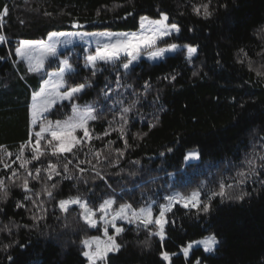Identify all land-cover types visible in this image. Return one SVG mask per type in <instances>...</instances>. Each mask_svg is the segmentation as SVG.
Listing matches in <instances>:
<instances>
[{
	"label": "trees",
	"instance_id": "16d2710c",
	"mask_svg": "<svg viewBox=\"0 0 264 264\" xmlns=\"http://www.w3.org/2000/svg\"><path fill=\"white\" fill-rule=\"evenodd\" d=\"M204 2L207 0H0V9L5 6L9 9L7 16L0 17V35L5 37L0 42V57L5 58L0 59V146H3L0 156L19 172L14 184L5 180L9 184V197L0 201V209L6 213L0 214V228L8 225L11 229V234L0 232V264H10L8 256L14 257L16 264H27L33 259H42L43 264H87L81 241L98 234L99 228L82 220L78 205L71 206L66 213L54 207L60 199L79 195L96 209L115 190L114 200L137 207L160 200L168 187H180L187 194L203 183L201 199L207 201V193L219 190L220 178L234 177L246 158L261 163L264 76H257V69L264 71V55H258L264 53V0H212L217 11L209 19L192 12L193 4ZM161 11L167 12L169 22L181 26V32L167 36L163 44L198 46L192 63L186 61L183 47L155 62L140 58L123 80L124 86L118 90L121 95L105 101L99 93L106 81L116 87L115 66L99 63L102 72L94 77L84 67L85 57L92 49L80 41L65 48L61 55L70 56L76 72L66 77L68 83L63 89L85 83L86 78L93 86L74 101L55 104L49 117L68 116L73 103L84 106L96 102L100 118L89 121L88 127L93 135L103 138L91 142L92 153L85 155L89 147L85 144L82 151L75 152V158L65 153L67 159L47 155L31 161L32 151L26 150L23 158L31 161L27 167L33 174L36 168H47L51 160L58 166L60 176L48 180L47 173L42 172L39 181H30L32 192L25 193L21 185L26 173L16 156L21 143L29 139L32 93L39 90L50 71L58 70L59 58L48 57L40 72H29L25 62L14 55L18 42L44 40L52 31L134 32L139 29L140 16L157 19ZM127 13L132 15L125 19ZM73 21H78L81 27H74ZM193 72L197 75L193 76ZM171 75L176 76L174 81L162 79ZM145 81L151 84L148 93H144ZM133 91L142 95L133 96ZM114 101H123V107L135 101L125 125L130 147L118 165L114 163L118 159L115 150L123 149L124 142L119 139L121 105H114ZM113 107L115 113L110 111ZM113 115L116 119L109 125ZM149 123L155 126L149 128ZM31 127L35 131L36 126ZM106 130L109 135L105 137ZM82 134L77 131V135ZM109 141L114 143L108 146ZM41 147L45 145L42 143ZM168 148L174 151L168 153ZM193 150L199 151L201 157L189 165L183 161V155ZM97 151L101 152L99 162L94 157ZM77 158L91 161L80 165L86 170L83 173L76 167ZM68 160L73 163L65 173L63 165ZM134 161L141 163L136 165ZM97 172L106 178V183L97 177ZM258 172L264 173V168H258ZM4 174L11 173L0 164V175ZM65 175L73 178L62 179ZM259 179L264 180V175ZM256 180V176L249 177L237 189L251 192V197L243 201H221L216 197L208 213L176 205L167 213L163 239L149 235L157 232L155 226L123 224L125 231L115 237L122 245L121 250L109 253V264H193L197 258L200 264H264V191H260ZM227 182L233 183L231 179ZM52 184H57V188L54 200L49 201L42 189ZM36 192L41 194L48 216L34 223L30 219L34 212L31 201L26 202L27 210L17 209L16 202ZM208 234L219 241L214 251L208 253L195 247L185 258L182 248ZM12 241L31 246L27 251L15 246L4 251L3 245ZM145 241L148 247L144 246ZM163 251L175 254L170 262L162 260Z\"/></svg>",
	"mask_w": 264,
	"mask_h": 264
},
{
	"label": "snow or ice",
	"instance_id": "6c2138e0",
	"mask_svg": "<svg viewBox=\"0 0 264 264\" xmlns=\"http://www.w3.org/2000/svg\"><path fill=\"white\" fill-rule=\"evenodd\" d=\"M219 7H227V5H219ZM101 9L97 10V15L100 14ZM217 9H214L212 6V0H207V2L193 4L192 12L196 16L202 17L204 19H209L216 14ZM9 9L5 6L3 9H0V17L7 16ZM45 15H51V13H45ZM127 15H132V13H127ZM140 32H130V33H111V32H100V33H71V32H61V33H49L48 41H30V40H21L19 41V46L14 50L15 57L20 58L21 60H26L28 62V71L29 72H40L44 68V61L46 58H57L58 51L57 45L61 42L70 43L71 38L75 35L78 36L81 40H85L86 37H107V41L101 46V41L97 40V47L95 54H89L85 57L84 67L89 69L92 73V76H97L98 73L102 72V69L98 67V64L102 62L103 65H114L115 66V76H116V87L113 88L111 83L108 81L105 82L104 88L101 89L99 95H101L105 101L111 100L113 95H121L119 93V88L124 86L122 84L125 77L129 76L135 66V62L139 59V54L144 49H152L153 46L157 44V41L163 40L164 37L170 36L173 33L179 34L181 32V26L178 22H169V15L166 11L160 12L159 19H150L147 16H140ZM74 27H81L78 21H73ZM194 29H189L193 31ZM65 37L64 41H61L59 38ZM5 37L0 35V42H3ZM186 49V61L192 63L194 57L198 54V46L193 45H177L171 44L164 48H156L155 50L148 52V58L151 60L163 59L165 55L169 52H176L179 48ZM87 53L89 49H84ZM123 54V55H122ZM12 53H9L11 56ZM258 55H264V53H258ZM0 59H5L0 57ZM126 60L127 62L121 63V61ZM219 64V61L217 62ZM249 68L251 69V62L249 63ZM103 70H107L104 68ZM122 70V71H121ZM76 72V69L70 64V56H65L59 59L58 71L54 73H49V79L44 81V84L40 91H34L32 93V105L30 107V125L38 126L39 130L34 131L30 126L29 129V139L21 143L19 148V153L16 156V160L21 161L20 168L25 170V175L23 177V183L21 187L25 193H31L32 188L30 187V181H39L41 179V173H47V179L51 180L53 176H60L58 171V166L51 163V160L48 163L47 168H36L35 174L28 169L27 165L31 161H39L42 156L51 155L58 159L63 158L67 159L64 156L65 153L73 154L75 158L76 151H82L84 145L88 144V153H85L87 156L89 153H92L91 142L95 139H102L101 136L93 135L92 130L88 127L89 121H95L99 119V114L97 110L96 102L91 104H85L84 106L72 104V115L65 121H56L55 123L49 121L45 123L42 119L45 112H47L57 100H69L74 101L79 96L83 95L85 90L93 85L87 82L76 84L71 87H67L65 90L61 91L62 88H65L68 81L66 77L73 75ZM197 75L196 72H193V76ZM257 76H264V71L257 69ZM23 79V77H21ZM162 79H167L174 81L176 79L175 75L163 77ZM126 87L131 88V85H126ZM144 93L151 91V84L148 81H145L143 86ZM133 96H141V93L135 91L132 92ZM158 99V97H157ZM235 100V98H233ZM123 101H114L115 104H120L119 116L122 121L121 128L119 129L121 135L119 139L123 140L124 148L116 149L118 159L114 162L116 165L119 164V160L126 156L127 150L130 145L127 139V129L125 125L128 124L127 114L131 111L132 107L135 105L133 101L132 105L128 107H123ZM243 108L244 105L242 104ZM102 111V109H100ZM111 112H116L115 107L110 109ZM155 118V117H154ZM116 116L113 115V120L109 121V125L115 121ZM143 119V117H142ZM149 128L154 127V124L149 123ZM77 130H80L83 134L77 135ZM115 130V129H113ZM50 136V139L47 136ZM109 131L106 130L103 136H108ZM42 143L45 145L44 148L41 147ZM114 142L109 141L108 146H111ZM3 147V146H0ZM264 148V144L261 145ZM31 149L32 157L31 161L24 159V153L26 150ZM168 153L174 151L173 148L167 149ZM12 153H6V156H11ZM165 153H160V156L163 157ZM255 156V154H254ZM94 157L99 162L101 157V152L97 151L94 153ZM201 154L199 151L193 150L184 153L183 161L189 165L193 161H199ZM105 159H107L105 157ZM259 160L261 163L258 165L255 158L248 159L246 158L243 164L240 167V170L236 172L234 177L226 178L221 177L219 180L218 191H210L207 193V201L201 199V193L205 187L201 183L196 189L192 190L188 195H184L180 192H172L170 195L163 197L165 200L164 204L159 205L158 215L154 216L153 208L156 206L154 202H149L146 206L139 209H133L132 205L129 203L121 204L119 209L116 210L112 215L111 219H108L109 209L112 208V205L115 203V200L112 198L116 195L115 190H112L109 198L104 199L95 210L89 207V204L81 196H69L65 199H60L55 201L54 207H58L61 212H68L71 206L78 205L81 209V218L84 222L90 226L95 227L97 220L94 218L96 213H101L100 220L106 225L104 229V235L106 237L105 241H100L99 237H91L81 241L84 251L82 256L87 258L88 264H109L108 256L109 253H118L121 250L122 245L116 242L115 237L119 236L125 231L123 227L117 225V220L128 219L129 223L136 221L142 224L144 227L155 224L159 229L157 232H150L149 235L160 236L162 239L164 237V227L168 223L167 213L172 212L173 208L176 205H181L186 209H196L197 211H202L208 213L211 209V203L216 198L219 197L221 201L227 199L232 201H243L245 198L251 197L252 193L247 191H237L240 186L245 185L248 182L249 177L256 176V183L259 184L260 191H264V180L259 179L260 175L264 173L258 172V168H264V154H259ZM15 163V161H13ZM73 161L68 160L67 163L63 165L64 172L67 173L69 165ZM84 163L91 164L89 160H78L76 167L83 173L86 170L81 168L80 165ZM136 165H140V161L133 162ZM0 164L3 165V168L8 170L11 174L0 175V201H7L9 197V184L5 183L7 180L9 183L14 184L15 180L19 178V172L12 164L5 162V157L0 156ZM94 167V166H93ZM180 171V169H178ZM97 177L105 183L106 178L101 176L99 172L96 173ZM172 176V173L168 174ZM73 177L65 175L62 179H72ZM78 179V178H77ZM155 179V178H153ZM228 179H231L233 183H228ZM110 188L111 186L108 185ZM57 188V184H52L51 187H45L42 189L44 194L47 195L49 201L54 200V190ZM41 194L39 192L33 193L32 195H24L23 200H18L16 202V208H24L27 210L26 202L31 201L34 212L30 216V219L35 223L37 221H43L47 218L48 212L45 207L44 202L40 199ZM131 212V216H128V212ZM36 213H39L38 215ZM0 214H5L3 209H0ZM59 219V217H57ZM108 225L114 229V235L108 234ZM23 227H29L28 225H23ZM0 232H7L11 234V229L8 225H5L3 228H0ZM41 235H45L41 233ZM198 245H203L204 251L211 253L214 251V246L219 244V241L215 235H210L205 237L203 240L197 242ZM95 245V247H93ZM19 247L24 251L31 246L29 244H20L18 241H12L9 244L3 245V250L7 251L12 247ZM144 246L148 247L147 241L144 242ZM192 249V244L189 243L187 246L182 248V252L185 258L189 257L190 251ZM30 255H32L30 253ZM162 260L171 261V256L175 254H169L167 251L160 253ZM10 264H16V260L12 256H8ZM27 264H43L42 259H33L27 261ZM196 264H200V259L197 258Z\"/></svg>",
	"mask_w": 264,
	"mask_h": 264
},
{
	"label": "rangeland",
	"instance_id": "374dc122",
	"mask_svg": "<svg viewBox=\"0 0 264 264\" xmlns=\"http://www.w3.org/2000/svg\"><path fill=\"white\" fill-rule=\"evenodd\" d=\"M150 19H153V18H150ZM157 19H159V18H157ZM153 20H155V19H153ZM140 30H141V26H140V19H139V29H138L137 31H134V32H140ZM105 31H107V32H111V33H130V32H131V31H108V30H104V31H91V32H89V31H84V30H70V31H52V32H49V33H61V32H64V33H67V32H71V33H78V32H80V33H100V32H105ZM49 33H48L47 37H46L44 40H30V41H44L45 43H47ZM165 38H166V37H164L163 40H164ZM59 39H60L61 41H64L66 38H65V37H60ZM107 39H108L107 37H86L85 40H81L78 36H75V35H74V36L71 38V42H70V43H63V42H61V43H59V44L57 45L58 58H59V59L63 58V56H62L61 54H62L63 50H65V48L71 47V45H73L74 43L79 42V41H80V42H83L87 47H90V48L92 49V53H90V54H95L96 47H97V43H96V41H97V40H100V41H101V46H102L103 43L107 41ZM163 40L157 41V44H156L155 46H153L152 49H144V50H142V51L140 52V54H139V59H140V58H144V59H146V60H148V61H151V62H155V61L160 60V59H156V60H151V59H149V58H148V52H149V51H152V50H155L156 48H164V47H167L168 45H164V44H163ZM170 45H171V44H170ZM18 46H19V45H18ZM181 48H182V47H181ZM181 48H179V49H181ZM179 49H178V50H179ZM184 49H185V48H184ZM170 53H172V52H169V53H167V54H170ZM185 53H186V49H185ZM167 54H166V55H167ZM186 54H187V53H186ZM87 55H89V54H87ZM122 55H123V54H122ZM19 59H20V58H19ZM46 59H47V58H46ZM46 59H45V60H46ZM22 61L25 62L26 66H27V68H28V62H27L26 60H22ZM126 62H127V61H126ZM57 71H58V70H56V71H54V72H57ZM54 72H51V73H54ZM48 79H49V75H48V77L46 78V80H48ZM43 84H44V81H43V83L41 84V86H40V88H39L38 91L41 90ZM63 90H64V89L62 88L61 91H63ZM63 101H68V100H63ZM63 101L57 100L55 104H58V103L63 102ZM55 104H54L53 106H55ZM31 105H32V97H31V101H30V107H31ZM53 106H52L47 112H45L44 115H43V117H42V119H43V121H44L45 123H48L49 121L55 123V122L58 121V120H59V121H65V120H67V119L72 115V111H71L70 114H69L68 116H66V117H64V118H62V119H58V118H56V119H51V118L49 117V113H50L51 109L53 108ZM29 113H30V112H29ZM30 119H31V116H30ZM38 130H39V127L36 126L35 131H38ZM77 131H80V130H77ZM46 136H47V134H46ZM47 138L50 139V136H47ZM172 192H180V193H182V191L180 190V187H175V186H173V187H168V189L162 194L160 200H158V201H156V200H152V201H150V202L157 203V205L153 208L154 216H155V215H158L159 205L165 203V200L163 199V197H165V196H167V195H170ZM190 192H191V191H190ZM190 192H189V193H190ZM189 193L184 194V195H188ZM148 203H149V202H146L145 204L138 205L137 207L132 206V208H133V209H139V208H141V207L146 206ZM121 204H125V202H118V201L115 200V203L112 205V208L109 209L108 219H111V215H112L116 210L119 209V207H120ZM89 207L93 208V206H91V205H89ZM80 209H81V208H80ZM93 209H94V208H93ZM94 210H95V209H94ZM81 212H82V209H81ZM100 215H101V213L97 212L96 215H95V217H94V218L97 220V224H96L95 228H99V233H98V234H95V235L86 236V237H84L82 240H84V239H88V238H91V237H99V238H100V241H105V240H106V237H105V235H104V229H105L106 225L104 224L103 221L100 220V218H99ZM128 216H129V217L131 216V212H130V211L128 212ZM82 220H83V219H82ZM135 222H136V221H133L132 223H135ZM125 223H129L128 219L117 220V225L120 226V227H122L123 224H125ZM136 223H138V222H136ZM152 226H155V224H152ZM107 227H108V234H109V235H114V229H112L110 225H108ZM155 227H156V226H155ZM158 230H159V229L157 228V231H158ZM210 235H213V234H208V235L204 236L203 238H200V239H198V240H195V241L191 242V244H192V248H195V247H201V248L204 250L203 245H198L197 242L203 240L205 237H208V236H210ZM116 242H117V240H116ZM93 247H95V245H93ZM191 250H192V249H191ZM83 251H84V248H83V245H82V252H83ZM182 253H183V252H182ZM183 255H184V254H183ZM86 261H87V258H86ZM87 264H88V261H87ZM193 264H196V262H194Z\"/></svg>",
	"mask_w": 264,
	"mask_h": 264
},
{
	"label": "crops",
	"instance_id": "0c3cea01",
	"mask_svg": "<svg viewBox=\"0 0 264 264\" xmlns=\"http://www.w3.org/2000/svg\"><path fill=\"white\" fill-rule=\"evenodd\" d=\"M51 72H54V71H50L49 73H51ZM49 73H48V74H49ZM47 77H48V75H47ZM47 77H46V78H47ZM45 80H46V79H45ZM45 80H44V81H45ZM42 83H43V82H42ZM42 83H41V84H42Z\"/></svg>",
	"mask_w": 264,
	"mask_h": 264
}]
</instances>
